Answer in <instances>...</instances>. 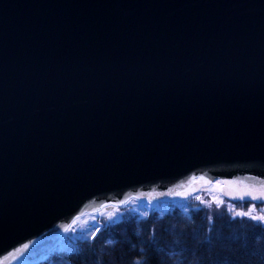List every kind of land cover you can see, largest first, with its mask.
Masks as SVG:
<instances>
[{
	"label": "water",
	"instance_id": "water-1",
	"mask_svg": "<svg viewBox=\"0 0 264 264\" xmlns=\"http://www.w3.org/2000/svg\"><path fill=\"white\" fill-rule=\"evenodd\" d=\"M196 175L264 191V0H0V264Z\"/></svg>",
	"mask_w": 264,
	"mask_h": 264
},
{
	"label": "trees",
	"instance_id": "trees-1",
	"mask_svg": "<svg viewBox=\"0 0 264 264\" xmlns=\"http://www.w3.org/2000/svg\"><path fill=\"white\" fill-rule=\"evenodd\" d=\"M257 248L264 249V228L250 218L231 217L224 206L192 209L189 216L175 207L120 220L77 252H52L35 264H241Z\"/></svg>",
	"mask_w": 264,
	"mask_h": 264
},
{
	"label": "rangeland",
	"instance_id": "rangeland-1",
	"mask_svg": "<svg viewBox=\"0 0 264 264\" xmlns=\"http://www.w3.org/2000/svg\"><path fill=\"white\" fill-rule=\"evenodd\" d=\"M204 190H205L204 192L205 197L206 195H208L210 197L217 196V197L223 198L220 190L216 189L214 184H212L209 188H206ZM202 197L204 196L202 195ZM184 201L186 200H181L180 204H185ZM205 204H210V199H208ZM150 205L152 204L150 203ZM169 206L170 205L168 202V203L158 204L156 208L161 213L162 212L164 213L165 212L164 210H166V208H168ZM227 206L232 211L233 214H236L237 211L241 210L240 207L231 205L229 203L227 204ZM125 208H129L130 211L133 213L137 212L139 217L144 216V213L146 212V204L144 202H137L135 200H131ZM125 208L107 206L100 213L94 212V213H90V214L83 215L81 217L76 218L73 224L71 225V228L69 229V231L61 239L58 245L60 246L59 248L60 249H71L75 243L79 242L80 240L84 238H87V236L92 235L96 231L95 226L100 225L101 222L105 224V223H112V222L120 220L124 216L125 212H127ZM81 237H84V238H81ZM15 264H24V261L20 263L17 262Z\"/></svg>",
	"mask_w": 264,
	"mask_h": 264
},
{
	"label": "snow or ice",
	"instance_id": "snow-or-ice-1",
	"mask_svg": "<svg viewBox=\"0 0 264 264\" xmlns=\"http://www.w3.org/2000/svg\"><path fill=\"white\" fill-rule=\"evenodd\" d=\"M204 183L205 184H214L216 189H219L222 191L223 185L235 184L236 181H220V180L210 179V180H205ZM196 191H200V190H196ZM169 195H172V193H169ZM175 195L187 198L188 194L183 193V192H177V193H175ZM228 199H230V200H237L238 199L241 201L249 200L252 202L249 205V207L252 210H255L257 207V204L264 206V191H261L259 196H257L256 194H254L251 191L241 192L235 196L228 194ZM197 200L203 201V197L197 195ZM211 200H212V202H214L218 205H221V206H223L225 204V200L220 198V197H217V196H212ZM144 215L147 216V212H145ZM236 216L241 217V218L248 217L252 221L256 222L258 227L264 228V214L253 216L251 214V211H237ZM65 231H68V229H65ZM257 250H258L257 252H253L251 254H248L246 259H244V260L238 259V260L241 262V264H264V249L257 248Z\"/></svg>",
	"mask_w": 264,
	"mask_h": 264
}]
</instances>
